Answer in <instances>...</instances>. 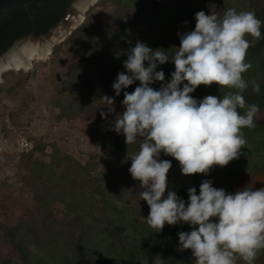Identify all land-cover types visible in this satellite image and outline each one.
Here are the masks:
<instances>
[{
	"label": "trees",
	"instance_id": "obj_1",
	"mask_svg": "<svg viewBox=\"0 0 264 264\" xmlns=\"http://www.w3.org/2000/svg\"><path fill=\"white\" fill-rule=\"evenodd\" d=\"M71 2L35 0L27 8L10 9L0 20V55L30 32L35 36L46 33L64 17ZM96 7L106 10L100 20L88 16V11ZM229 8L255 11L264 22V0H97L83 21L52 47L47 62L51 67L49 77L36 79L34 71H18L14 72V80L0 83V94L16 104L6 110L11 128L1 123L0 131L5 136L12 131L23 132L35 115L50 124L78 116L87 123L104 120L103 133L89 143L96 152L84 162L70 153L62 154L56 146L46 154V144L37 138H32L30 150L14 151L17 161L12 159L10 166L5 165L10 161V153L4 151L0 156V192L11 199H15V194L29 198L25 213L12 225L3 221L0 209V235L13 248L19 264L186 263L192 253L178 251V232L190 231L192 226L165 224L161 232L154 233L146 222L150 209L140 198L139 181L128 171L131 159L124 161L139 150L141 138L127 145L123 134L112 130L117 117L102 118L99 113L123 108V92H132L139 86L140 82L135 81L122 89L119 96L112 88L118 73H127L123 61L137 41L171 59L180 44L178 33L194 30L196 12L222 16ZM247 39L251 41L252 37ZM247 61L251 68L243 77L249 86L242 95L248 105L256 104L261 111L264 24L261 38L248 49ZM157 70L164 71L166 83L175 66L169 60L158 65ZM95 75L98 77L94 80ZM252 81L259 83V92L253 91ZM161 83L150 86L158 90ZM229 91L234 90L213 83L198 86L190 95L198 100L206 95L222 98ZM104 95L115 97L114 104H106ZM239 111L243 113L244 109ZM254 123L255 127L242 130L247 146L239 158L225 167H214L208 175H184L179 162L162 152L160 159L172 162L167 190L175 191L187 202L188 189L195 187L199 194V186L205 179L229 193L243 187H264V116L255 117ZM36 154L45 159L35 157ZM235 175H242L238 186L233 179ZM11 205L12 202L10 208ZM0 264L10 261L2 259Z\"/></svg>",
	"mask_w": 264,
	"mask_h": 264
},
{
	"label": "clouds",
	"instance_id": "obj_2",
	"mask_svg": "<svg viewBox=\"0 0 264 264\" xmlns=\"http://www.w3.org/2000/svg\"><path fill=\"white\" fill-rule=\"evenodd\" d=\"M195 21L194 30L178 33L180 44L171 59L142 41L129 48L123 61L127 73L119 72L112 88L119 96L122 89L140 83L134 91L123 92L124 110L112 130L122 133L127 145L141 138L139 150L124 161L131 159L128 171L139 181L140 198L150 209L146 222L154 233L165 224L188 223L192 230L178 232V251L191 250L195 264H237V258L254 264L264 250V187L229 193L205 179L199 194L195 187L188 189L187 202L167 190L172 162L160 159L162 152L179 162L182 174L208 175L239 158L247 146L242 130L255 127L259 111L242 95L249 86L243 74L251 68L247 52L261 38L264 22L255 11L235 8L222 16L201 10ZM169 60L175 70L163 83L165 73L157 67ZM154 82H162L158 90L150 86ZM213 83L234 91L222 98L190 95L198 86ZM252 89L259 92V83L252 81ZM103 99L109 105L115 101L107 95Z\"/></svg>",
	"mask_w": 264,
	"mask_h": 264
},
{
	"label": "rangeland",
	"instance_id": "obj_3",
	"mask_svg": "<svg viewBox=\"0 0 264 264\" xmlns=\"http://www.w3.org/2000/svg\"><path fill=\"white\" fill-rule=\"evenodd\" d=\"M74 2L75 0H72L71 3ZM89 8L85 10V12L83 13L84 18L87 16V11L89 10ZM88 13H89L88 16L90 18L95 20L97 19L100 20L106 14V10L101 7H96L88 11ZM27 39H29L28 36H25V38L21 41H25ZM48 59L49 56L42 61L34 62L33 65H31V67L26 71H30V70L34 71L35 73L34 78L36 79L49 77L50 74L49 71L51 70V67L50 64L47 63ZM43 62H45V65L42 66L41 64ZM60 63H63L62 65H64L63 61H60ZM26 71L22 70L21 72H26ZM14 72L16 71L4 72L1 76L2 81L0 83L2 82L8 83L11 80H14V78L16 77V73ZM97 77L98 76L95 75L93 76V79L95 80ZM43 90L47 91L46 88H44ZM15 105L16 104L14 103V101L13 102L9 101L8 98L4 96V94H0V127H1V123L3 122L7 125V127L11 128L9 125L10 117L6 114V110L7 109L9 110L11 107L13 108ZM122 111L123 108H117L113 110L110 109L101 110L99 115L101 116V112H104L106 113V116L118 117L120 115V112ZM40 113L41 112H39L38 114L41 116ZM262 116H264V109L257 112L255 117L260 118ZM103 126H104L103 119L99 121L87 123L80 116H78L76 119L70 121L63 119L62 121H58L55 122L54 124H50L46 120L42 118H38L37 115H35L32 121L24 128L25 130L23 132H18L16 134L21 133L28 141L30 147L27 150H30L31 147L33 146L32 138L34 139L37 138L39 140L41 139L46 144L45 146L46 154L51 152L53 150V147L56 146V148H58L62 154L70 153L81 162H84L85 160H87L89 155H92L93 153L96 152V148L91 147L89 143L91 139L97 136V134L103 133V128H104ZM0 133L3 134L2 131H0ZM16 134L12 131V134L7 135L8 137H10L11 142L14 140L13 137ZM27 150H23V151H27ZM7 151L10 153L9 156L10 161L6 162L5 165L10 166L11 160L12 159L16 160L17 158V156H15L16 152H14L16 151V149L9 148L7 149ZM2 155H4L3 150L0 151V156ZM35 157L45 159V157H43V155L40 154H36ZM233 179L236 181V185L238 186L241 183L242 175L240 176L235 175ZM14 196L15 199H11L4 192H0V209L2 211L3 221L8 225L14 224L21 216H23V214L25 213V208L29 203V198L27 196L18 195V194H15ZM11 202H12L11 205L12 208H10ZM2 259L3 260L9 259L10 264H19V261L15 256V252L13 248H11L0 235V260ZM262 262H264V250H261L257 254V258L254 261V264H260ZM185 264H195L192 255L186 260ZM237 264H245V262L237 258Z\"/></svg>",
	"mask_w": 264,
	"mask_h": 264
},
{
	"label": "bare ground",
	"instance_id": "obj_4",
	"mask_svg": "<svg viewBox=\"0 0 264 264\" xmlns=\"http://www.w3.org/2000/svg\"><path fill=\"white\" fill-rule=\"evenodd\" d=\"M76 1V0H75ZM95 0H77L74 5L78 10V23L82 22L83 13L87 7ZM76 23H72L67 31H56L50 35L49 39H44L43 42L36 39H27L15 44L3 57H0V77L6 71L28 70L34 62L42 61L49 56L51 48L62 40V36L70 29L75 27ZM26 56V61L21 63ZM16 71V72H18Z\"/></svg>",
	"mask_w": 264,
	"mask_h": 264
},
{
	"label": "water",
	"instance_id": "obj_5",
	"mask_svg": "<svg viewBox=\"0 0 264 264\" xmlns=\"http://www.w3.org/2000/svg\"><path fill=\"white\" fill-rule=\"evenodd\" d=\"M35 0H0V20L4 17L7 16V13L10 9L12 8H27V6L29 4H31L32 2H34ZM77 1V0H76ZM75 1V2H76ZM97 0H95L94 2H92L87 9L92 6ZM74 2V3H75ZM74 3H71V5L69 6V9L67 10V12L65 13L64 17L52 28H50L46 33H44L43 35H38L35 36L32 33L28 34V38L30 39H36V40H40L41 42L44 41V39H49L50 35L53 34L55 31L56 33H58L59 31H67L68 27H70L72 25V23H76L75 27L79 24L78 21V10L75 8ZM86 9V10H87ZM84 17V15H83ZM83 20V19H82ZM73 27L72 29H70L66 34H64L62 36V40L75 28ZM25 37L17 39L16 41H14L1 55L0 57H3L6 52H8L17 42H22L21 40H23ZM51 50L49 51V54L51 53ZM26 61V56L23 58L22 60V64L23 62ZM18 71L19 68H16ZM26 71V70H24ZM2 81V77H0V82Z\"/></svg>",
	"mask_w": 264,
	"mask_h": 264
},
{
	"label": "built area",
	"instance_id": "obj_6",
	"mask_svg": "<svg viewBox=\"0 0 264 264\" xmlns=\"http://www.w3.org/2000/svg\"><path fill=\"white\" fill-rule=\"evenodd\" d=\"M13 138L14 140L11 142L10 137L0 133V151H7L9 148L16 149L18 151L29 149L30 145L21 133L16 134Z\"/></svg>",
	"mask_w": 264,
	"mask_h": 264
},
{
	"label": "flooded vegetation",
	"instance_id": "obj_7",
	"mask_svg": "<svg viewBox=\"0 0 264 264\" xmlns=\"http://www.w3.org/2000/svg\"><path fill=\"white\" fill-rule=\"evenodd\" d=\"M30 33H32V32H30ZM33 34V33H32Z\"/></svg>",
	"mask_w": 264,
	"mask_h": 264
}]
</instances>
